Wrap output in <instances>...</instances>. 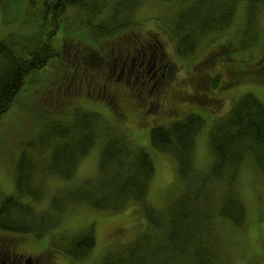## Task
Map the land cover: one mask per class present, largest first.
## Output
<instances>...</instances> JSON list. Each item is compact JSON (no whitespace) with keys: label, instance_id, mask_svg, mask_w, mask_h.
Listing matches in <instances>:
<instances>
[{"label":"trees","instance_id":"obj_1","mask_svg":"<svg viewBox=\"0 0 264 264\" xmlns=\"http://www.w3.org/2000/svg\"><path fill=\"white\" fill-rule=\"evenodd\" d=\"M13 1L17 0H0V3L4 7ZM142 1L28 0L30 8H38L41 30L30 36L10 35L0 39V119L11 106L24 79L54 56L51 38L64 23L63 14L68 7L82 11L96 34L116 33L118 36L126 29L137 28L133 13ZM160 1L176 4L169 24L179 56L192 55L206 35L228 28L241 4L248 29H251L264 2ZM101 14L104 16L99 25H93L91 18ZM131 35L136 36L133 32ZM218 49L215 55L203 59L198 79L192 82L191 96L184 97L177 92L176 104L177 99L185 98L217 109L222 99H215L211 94L222 92L232 82L227 78L222 81L220 69L212 67L218 57L229 58L233 53L230 45ZM261 57L264 60V52ZM168 67L174 75V64L171 62ZM234 74L231 69V77ZM111 81L105 77L99 82L109 85ZM66 85L69 88V84ZM101 86L104 85L96 87L102 89ZM101 95L107 97V102H113L108 91L104 90ZM170 107L172 111L177 109L172 103ZM204 123L203 116L191 112L180 120L151 127L152 147L175 159L178 174L186 182L176 200L165 211L157 213L146 202L154 173L146 149L132 143L124 132L104 126L102 118L92 111H77L70 120L46 121L20 150L14 170V192L0 197V230L40 238L59 224L61 213L70 205L82 203L96 210L117 211L135 200L142 203L153 232L108 251L96 264H225L220 226L230 222L242 227L247 216L246 205L238 191L240 175L250 166L264 174V103L256 95L245 93L222 117L212 122L207 132L212 160L203 171L196 168L194 154L195 140ZM99 139L96 182L56 193L48 209L37 210L35 204L46 195V177L55 175L71 179L81 158ZM93 234L91 229H84L78 235L54 239V245L73 260H80L94 247ZM6 239L0 235V244ZM46 258L41 257L42 260Z\"/></svg>","mask_w":264,"mask_h":264},{"label":"rangeland","instance_id":"obj_2","mask_svg":"<svg viewBox=\"0 0 264 264\" xmlns=\"http://www.w3.org/2000/svg\"><path fill=\"white\" fill-rule=\"evenodd\" d=\"M175 5L160 0H143L133 13L137 28L126 29L119 36L116 33L96 34L82 11L67 8L64 23L52 37L54 56L44 67L24 79L10 108L0 119V197L15 190V164L25 141L33 138L46 121L70 120L77 111L97 113L104 126L124 132L132 143L146 149L154 170L146 202L157 213L165 211L176 200L186 182L178 174L175 159L152 147V126L169 124L191 112L203 116L205 123L195 140L194 163L197 169L203 171L210 166L212 155L207 132L212 122L222 117L245 93L256 95L264 103V60H261V53L264 52V2L255 15L251 29H248L245 9L241 4L228 28L206 35L196 51L188 56L176 54L170 33L169 18L175 12ZM103 16L91 18L92 24L99 25ZM40 23L38 8H30L28 0L9 2L4 7L0 3V39L10 35L36 34L41 30ZM224 45H230L233 53L229 58L218 57L212 68L220 69L221 80L227 78L232 84L222 92L211 94L215 99H222L217 109L185 98L177 99L176 104L177 92L180 91L184 97L191 96L192 82L197 81L205 56L215 55L220 50L218 47ZM159 49L176 68V77L171 82L174 84L167 89L169 101L162 102V109L151 111L148 106L150 97L139 98L135 85H128L131 94L121 103L116 102L117 108L94 96H101L99 87H96L102 84L99 81L105 77L117 79L124 62L127 64L123 80H126L129 69L136 71L150 66L149 81L145 86L159 89L162 85L158 83L159 64L154 63L153 58L147 61L153 57L152 50L159 54ZM231 69L235 71L232 77ZM71 80L69 88H66V83ZM171 103L177 107L175 111L171 110ZM100 146L101 139L81 158L71 179L55 175L46 177V195L35 204L36 209H48L50 199L56 193L81 187L90 181L95 183L99 176ZM238 186L247 209L246 220L242 227L230 222L220 226L221 253L225 264H264V174L250 166V169L242 171ZM84 229H91L95 236V245L85 258L73 260L54 245V239L75 236ZM151 232L153 228L142 203L131 200L117 211L96 210L82 203L70 205L61 213L59 224L40 238L1 230L0 235L16 238L13 247L16 254L22 257V263L30 256L32 264H48V261L53 262L51 264H96L108 251L121 248L140 235ZM43 248L47 258L42 260L43 263L35 262L38 250Z\"/></svg>","mask_w":264,"mask_h":264},{"label":"flooded vegetation","instance_id":"obj_3","mask_svg":"<svg viewBox=\"0 0 264 264\" xmlns=\"http://www.w3.org/2000/svg\"><path fill=\"white\" fill-rule=\"evenodd\" d=\"M146 44L149 45V43H146ZM155 50H157L156 47H155ZM155 50H152L154 54H155ZM158 51L160 52L159 54H155V55L153 54V57H149L147 61L150 62L153 58L154 63L159 64L160 77L158 79V83L162 84L160 87L158 86L159 89L154 90L152 89L151 86H145L147 82L149 81L148 80L149 75H150L149 72L151 71L150 66L149 67L147 66L146 69L145 67H142L136 71L129 69L127 72L126 80H123L122 76H123V73L126 71L125 65L127 64L126 62H124L122 69H121V73L118 76V78L115 80H112L109 85L102 83L104 86H101L103 91L105 90V93L106 91H108L109 93L108 96L113 99L112 101L115 105L117 103H121L122 101H124L125 96H129V93L127 95L126 93L128 89L130 91V88H129L130 85H132V87H134V85L135 87H137L138 92L136 93V95H138L139 98L142 99L147 96L150 97L148 106L151 107L152 110H160L162 106V102L169 101L168 99L169 94L167 95L168 93L167 89L169 86L171 89L170 81L174 77L172 76V74H169L170 67L168 66L171 65V62L170 60L166 59L163 51H161L160 49ZM142 52H143V55H145V52L144 51ZM142 59L144 60L145 58L143 57ZM143 60H141L140 62L141 64ZM107 86L109 87V89L107 88ZM102 89H99L101 93L103 92ZM17 258L18 256L13 247L12 239L10 238V239L4 240V242L0 244V264H23L19 260L16 263Z\"/></svg>","mask_w":264,"mask_h":264}]
</instances>
